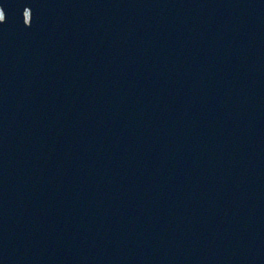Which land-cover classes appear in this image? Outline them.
I'll use <instances>...</instances> for the list:
<instances>
[{"label": "water", "instance_id": "water-1", "mask_svg": "<svg viewBox=\"0 0 264 264\" xmlns=\"http://www.w3.org/2000/svg\"><path fill=\"white\" fill-rule=\"evenodd\" d=\"M0 264H264V0H0Z\"/></svg>", "mask_w": 264, "mask_h": 264}]
</instances>
